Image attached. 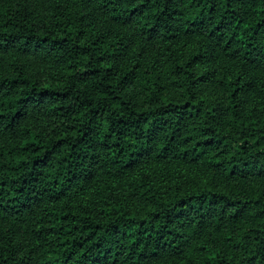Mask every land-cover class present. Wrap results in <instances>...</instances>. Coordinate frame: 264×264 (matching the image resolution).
I'll return each mask as SVG.
<instances>
[{"label": "trees", "instance_id": "trees-1", "mask_svg": "<svg viewBox=\"0 0 264 264\" xmlns=\"http://www.w3.org/2000/svg\"><path fill=\"white\" fill-rule=\"evenodd\" d=\"M0 264H264V0H0Z\"/></svg>", "mask_w": 264, "mask_h": 264}]
</instances>
